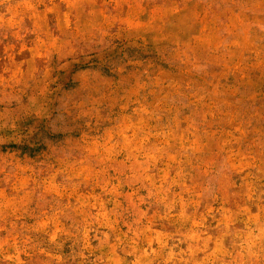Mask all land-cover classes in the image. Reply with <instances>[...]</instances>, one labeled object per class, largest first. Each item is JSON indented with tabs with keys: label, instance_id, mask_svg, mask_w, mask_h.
I'll return each instance as SVG.
<instances>
[{
	"label": "clouds",
	"instance_id": "clouds-1",
	"mask_svg": "<svg viewBox=\"0 0 264 264\" xmlns=\"http://www.w3.org/2000/svg\"><path fill=\"white\" fill-rule=\"evenodd\" d=\"M0 264H264V0H0Z\"/></svg>",
	"mask_w": 264,
	"mask_h": 264
}]
</instances>
